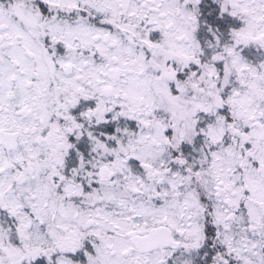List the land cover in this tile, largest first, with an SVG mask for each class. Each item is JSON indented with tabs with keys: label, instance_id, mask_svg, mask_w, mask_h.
<instances>
[{
	"label": "snow or ice",
	"instance_id": "snow-or-ice-1",
	"mask_svg": "<svg viewBox=\"0 0 264 264\" xmlns=\"http://www.w3.org/2000/svg\"><path fill=\"white\" fill-rule=\"evenodd\" d=\"M0 264H264V0H0Z\"/></svg>",
	"mask_w": 264,
	"mask_h": 264
}]
</instances>
